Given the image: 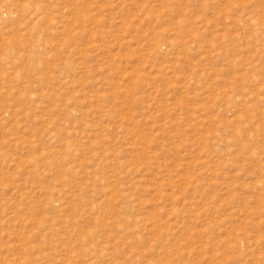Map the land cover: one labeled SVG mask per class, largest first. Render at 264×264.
Returning <instances> with one entry per match:
<instances>
[{"label": "rangeland", "instance_id": "374dc122", "mask_svg": "<svg viewBox=\"0 0 264 264\" xmlns=\"http://www.w3.org/2000/svg\"><path fill=\"white\" fill-rule=\"evenodd\" d=\"M0 264H264V0H0Z\"/></svg>", "mask_w": 264, "mask_h": 264}]
</instances>
